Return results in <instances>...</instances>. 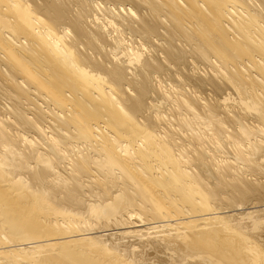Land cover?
Segmentation results:
<instances>
[{
	"label": "bare ground",
	"instance_id": "bare-ground-1",
	"mask_svg": "<svg viewBox=\"0 0 264 264\" xmlns=\"http://www.w3.org/2000/svg\"><path fill=\"white\" fill-rule=\"evenodd\" d=\"M0 264H264V0H0Z\"/></svg>",
	"mask_w": 264,
	"mask_h": 264
}]
</instances>
